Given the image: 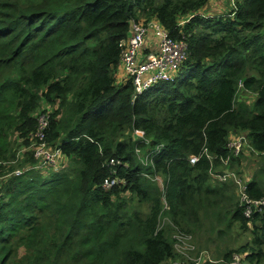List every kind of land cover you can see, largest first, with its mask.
Returning <instances> with one entry per match:
<instances>
[{"label":"trees","instance_id":"1","mask_svg":"<svg viewBox=\"0 0 264 264\" xmlns=\"http://www.w3.org/2000/svg\"><path fill=\"white\" fill-rule=\"evenodd\" d=\"M208 1L0 0V264H160L179 258L174 232L200 252L193 236L206 230L251 232L223 263L264 259V210L245 216L236 183L211 174L242 156L230 131L264 156V0L205 14ZM153 17L185 36L188 56L176 79L133 94L116 82L119 42L131 18ZM46 104L45 140L67 164L43 173L30 137ZM114 173L124 181L103 187ZM244 180L264 196V163Z\"/></svg>","mask_w":264,"mask_h":264},{"label":"built area","instance_id":"2","mask_svg":"<svg viewBox=\"0 0 264 264\" xmlns=\"http://www.w3.org/2000/svg\"><path fill=\"white\" fill-rule=\"evenodd\" d=\"M180 23L182 22L180 21ZM119 45L120 53L115 70L116 82L130 80L133 94L139 93L157 82L176 79L181 64L188 56V43L185 36H172L160 21L154 17L146 21L131 18L129 20L128 33L120 40ZM238 88L242 90V82L240 80L238 81ZM41 108V111H37V129L31 134L32 142L30 146L34 149L33 156L36 159L34 167L46 173L66 165L67 161L63 159L60 148L49 145L45 140V130L51 105L46 104ZM135 133L143 136V131L140 129H136ZM227 146L233 155H240L245 147H250L246 132L230 131ZM199 156L191 155L189 157L190 162L194 163ZM142 160L144 161L143 157ZM221 161L224 164H228L229 156L221 158ZM117 163H119V160L114 157L109 158L108 164L114 165ZM20 172V169L14 170L15 174ZM211 174L217 180H233L236 183L240 201L245 203L243 208L245 216H250L255 211L264 210V196H249L246 192L245 180L230 168V165L225 166L221 171L213 170ZM123 181L114 173L103 179L102 186L109 188ZM177 236L192 244L190 235L177 234ZM193 248L195 247L192 244L189 245L188 249ZM206 257H208L207 251H200L196 258V264ZM228 263L242 264V254L234 252L225 264ZM160 264H185V262L179 257L167 259Z\"/></svg>","mask_w":264,"mask_h":264},{"label":"rangeland","instance_id":"3","mask_svg":"<svg viewBox=\"0 0 264 264\" xmlns=\"http://www.w3.org/2000/svg\"><path fill=\"white\" fill-rule=\"evenodd\" d=\"M234 6V0H209L206 5L200 10L205 14H217L225 11H229L230 8ZM190 15V14H189ZM186 16H181L180 21H186ZM243 96L247 101H252L255 97V93L250 91H239L238 96ZM32 142V140H31ZM30 142V143H31ZM264 163V156L258 155V153L251 150L249 147H245L242 151V156L239 159V162L233 163V169L236 171H240V175L243 180L250 179L253 175L254 170L260 165ZM159 183L162 182L161 178H157ZM146 202L136 203V207H139L145 211L147 209ZM164 208V207H163ZM223 209V208H222ZM169 219L167 216L162 215L161 223L167 224ZM206 220H204L205 224ZM235 226H233L234 230ZM211 234V235H209ZM173 247L174 251L177 253L179 257H183V261L185 264H196V258L198 256L199 251L195 248L188 249L189 245H192L190 242H187L177 236V233H173ZM252 238L251 232H244L241 235H236L234 232L231 234H223L221 236H215L214 233L210 230L204 231L202 236H193L194 243L196 247L200 249L207 250V255L205 259L200 260L199 264H206L208 261H212L213 263H223L220 256L221 252L224 250L226 246H235L238 243L244 240H250ZM264 248V247H263ZM23 253L22 248L20 249V254ZM165 261V260H164ZM162 261V262H164ZM161 262V263H162ZM216 263V264H218ZM244 263V262H243ZM225 264V263H223ZM229 264V263H228ZM258 264H264V259H262Z\"/></svg>","mask_w":264,"mask_h":264},{"label":"crops","instance_id":"4","mask_svg":"<svg viewBox=\"0 0 264 264\" xmlns=\"http://www.w3.org/2000/svg\"><path fill=\"white\" fill-rule=\"evenodd\" d=\"M201 10V9H200ZM242 91V90H241Z\"/></svg>","mask_w":264,"mask_h":264}]
</instances>
